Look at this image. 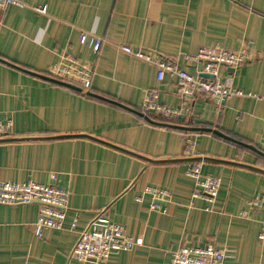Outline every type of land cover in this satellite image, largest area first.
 Listing matches in <instances>:
<instances>
[{
  "label": "crops",
  "instance_id": "obj_1",
  "mask_svg": "<svg viewBox=\"0 0 264 264\" xmlns=\"http://www.w3.org/2000/svg\"><path fill=\"white\" fill-rule=\"evenodd\" d=\"M21 1L0 6V121H13L0 136V180L45 183L56 173L71 194L65 227L42 237L33 228L39 204H0V264H169L179 247L207 243L230 253L224 264H264V209L250 204L264 193V155L250 147L264 152V100L234 97L218 113L198 97L179 126L155 120L147 93L180 107L176 76L160 80L154 65L117 46L156 50L193 74L202 64L184 57L201 46L246 48L249 61L220 67L216 78L264 95V0ZM82 31L105 39L99 52L81 42ZM65 55L93 66L90 91L43 77L60 81L48 69ZM197 162L222 180L214 202L194 197L187 170ZM150 185L170 196L155 201ZM100 213L137 245L106 261L70 259Z\"/></svg>",
  "mask_w": 264,
  "mask_h": 264
},
{
  "label": "built area",
  "instance_id": "obj_2",
  "mask_svg": "<svg viewBox=\"0 0 264 264\" xmlns=\"http://www.w3.org/2000/svg\"><path fill=\"white\" fill-rule=\"evenodd\" d=\"M15 4L22 5L21 0H0V6ZM46 12L45 7L37 9ZM105 39L87 31H82L81 42L99 52ZM118 48L137 59L151 63L158 69V78L161 80L166 74L176 76L179 85V94L183 100L180 107H172L159 101L157 91L147 93L144 109L147 112L161 117H179L184 110H190V101L198 97L209 98L216 106L218 113L223 112L225 102L234 97L251 96L264 100V95L247 93L243 89L229 85L216 78L220 67L237 68L249 61V52L246 48L240 51H231L218 45L201 46L195 54L185 55V59L193 63H201L199 74H193L184 68L175 59L163 56L156 50L147 47H136L130 44H118ZM203 73L212 74L213 78L200 76ZM48 74L54 78L70 81L83 89L91 87L93 66L89 62L81 61L74 56L65 55L62 59L49 67ZM13 121H0V136L6 133ZM187 151H191L193 138H186ZM187 173L195 180L196 190L194 197L214 202L219 195L222 180L220 177L204 174L202 164H190ZM145 193L152 195L155 201L165 200L170 191L165 188L147 186ZM70 190L59 183V175L54 173L47 182L0 180V204L26 205L39 204L38 217L34 223V233L42 237L47 229H63L69 211ZM138 200H141L139 197ZM251 205L264 209V193H260L251 202ZM160 207L154 203L153 208ZM78 224L73 220L72 226ZM264 238V234H261ZM137 242L127 232L125 225L111 219L107 214L100 213L91 219L80 231L78 240L70 252V259L78 262L106 261L111 256L122 251H131ZM230 256L227 250L217 247L214 243L196 246H181L174 250L169 264H224Z\"/></svg>",
  "mask_w": 264,
  "mask_h": 264
},
{
  "label": "water",
  "instance_id": "obj_3",
  "mask_svg": "<svg viewBox=\"0 0 264 264\" xmlns=\"http://www.w3.org/2000/svg\"><path fill=\"white\" fill-rule=\"evenodd\" d=\"M232 69H234V68H232ZM200 76H202V77H204V78H213L214 76L212 75V74H209V73H203V74H201ZM44 78H47V79H50V80H53V81H57V82H59V83H62V84H65V85H67V86H71V87H74V88H76L75 86H73V85H71V84H69V83H66V82H64V81H59V80H56V79H51L50 77L48 78V77H45V76H43ZM192 130H194L193 128H192ZM206 130H212L214 133H216V134H218V135H220V136H223V137H226V138H229L230 139V137H228V136H226V135H224L220 130H218V129H206ZM252 149H254L255 151H257V152H259L260 154H262V155H264V152H262V151H260V150H258L257 148H255L254 146H250Z\"/></svg>",
  "mask_w": 264,
  "mask_h": 264
},
{
  "label": "trees",
  "instance_id": "obj_4",
  "mask_svg": "<svg viewBox=\"0 0 264 264\" xmlns=\"http://www.w3.org/2000/svg\"><path fill=\"white\" fill-rule=\"evenodd\" d=\"M89 91H90V89H89ZM145 113H148V112L145 111ZM152 115H153L152 116L153 119L159 120L161 122L169 123V124H175V125L178 124V126H179L180 123L182 122L181 121V117H161V116H158V115H155V114H152Z\"/></svg>",
  "mask_w": 264,
  "mask_h": 264
},
{
  "label": "rangeland",
  "instance_id": "obj_5",
  "mask_svg": "<svg viewBox=\"0 0 264 264\" xmlns=\"http://www.w3.org/2000/svg\"><path fill=\"white\" fill-rule=\"evenodd\" d=\"M244 65V64H243Z\"/></svg>",
  "mask_w": 264,
  "mask_h": 264
}]
</instances>
